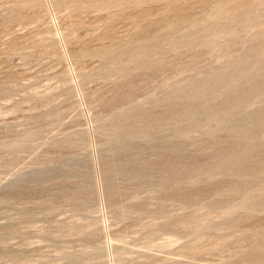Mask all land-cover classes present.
Masks as SVG:
<instances>
[{
  "label": "rangeland",
  "instance_id": "1",
  "mask_svg": "<svg viewBox=\"0 0 264 264\" xmlns=\"http://www.w3.org/2000/svg\"><path fill=\"white\" fill-rule=\"evenodd\" d=\"M0 264H264V0H0Z\"/></svg>",
  "mask_w": 264,
  "mask_h": 264
}]
</instances>
